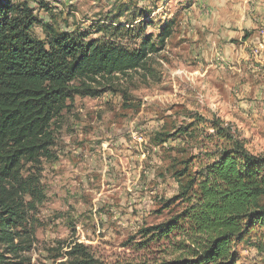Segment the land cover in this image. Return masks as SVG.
<instances>
[{"label": "rangeland", "instance_id": "374dc122", "mask_svg": "<svg viewBox=\"0 0 264 264\" xmlns=\"http://www.w3.org/2000/svg\"><path fill=\"white\" fill-rule=\"evenodd\" d=\"M16 2H28L41 23L32 30L38 40L48 25L67 35L86 34L85 41L134 48L147 35L155 43L168 20L175 25L142 69L91 84L105 92L75 96L52 124L51 160H41L40 169L45 198L29 220L32 246L11 262L68 264L80 260L78 251L95 264H160L183 257L182 244L189 241L182 234L159 237L153 228L188 208L195 190L188 181L200 164L228 148L215 137L214 120L228 126L251 154L264 157V68L242 82L234 81L229 68L215 75L219 67H209L211 59L198 47L214 34L206 27L194 34L189 23L197 10L206 17L214 7L193 9L194 0ZM120 4L130 11H119ZM107 21L121 25L120 36L97 32ZM185 162L191 165L182 177ZM177 224L181 228L184 221ZM234 251L236 264H264V229L245 236Z\"/></svg>", "mask_w": 264, "mask_h": 264}, {"label": "trees", "instance_id": "16d2710c", "mask_svg": "<svg viewBox=\"0 0 264 264\" xmlns=\"http://www.w3.org/2000/svg\"><path fill=\"white\" fill-rule=\"evenodd\" d=\"M128 7L120 4L118 10L129 12ZM130 15L136 22L135 14ZM111 23L97 32L120 36L121 25ZM35 24L41 23L28 2L0 0V264H16L11 260L31 249L34 234L29 220L45 198L40 169L41 160H51L52 124L75 96L95 98L105 92L91 84L142 69L173 34L175 20L159 27L155 43L147 35L134 48L85 41L86 34L67 35L48 25L42 26L44 40H38L32 35ZM247 37L245 33L242 39ZM221 123L213 121L214 135L228 148L194 172L188 181L195 189L188 208L153 228L159 237L178 232L189 241L182 244L183 257L160 264H236L235 246L254 230L264 229V157L251 154ZM190 163H184L180 176ZM181 219L184 226L178 228ZM76 256L80 260L68 264L96 263L84 252Z\"/></svg>", "mask_w": 264, "mask_h": 264}, {"label": "crops", "instance_id": "0c3cea01", "mask_svg": "<svg viewBox=\"0 0 264 264\" xmlns=\"http://www.w3.org/2000/svg\"><path fill=\"white\" fill-rule=\"evenodd\" d=\"M194 1L193 9L200 6L214 7L212 11H207L206 17L197 10L194 17H189V23L194 34L195 30L201 31L203 27L214 34L213 39L206 44L198 43V47L201 45L198 49L202 56L215 61L213 64L210 60L209 67H219L215 75L229 68L230 73L236 76L234 81L242 82L247 74L256 75L258 69L264 68V0ZM245 33L248 37L243 40ZM232 39L237 42L228 43ZM225 76L223 74V79Z\"/></svg>", "mask_w": 264, "mask_h": 264}]
</instances>
